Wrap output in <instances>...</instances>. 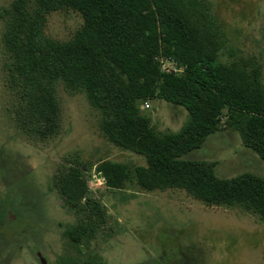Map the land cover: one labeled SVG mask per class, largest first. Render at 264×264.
Listing matches in <instances>:
<instances>
[{"label":"trees","instance_id":"trees-1","mask_svg":"<svg viewBox=\"0 0 264 264\" xmlns=\"http://www.w3.org/2000/svg\"><path fill=\"white\" fill-rule=\"evenodd\" d=\"M13 0L4 9V45L10 54L9 85L17 93L13 112L25 131L40 139L60 131L56 82L83 90L102 113L108 139L146 159V165L100 161L106 185L143 190L184 189L208 205L241 207L264 222V177L243 172L219 177L213 162L185 159L226 125L264 160V82L257 66L224 61L221 25L205 0ZM73 9L84 26L67 41L45 35L46 14ZM175 60L181 70L166 71L158 57ZM148 99L185 107L189 119L178 131H159L140 108ZM52 178L76 224L62 237L78 245L108 223V210L88 195L87 165L67 158ZM62 255L55 264H80ZM92 264L91 259H86ZM101 264V263H100Z\"/></svg>","mask_w":264,"mask_h":264},{"label":"rangeland","instance_id":"rangeland-1","mask_svg":"<svg viewBox=\"0 0 264 264\" xmlns=\"http://www.w3.org/2000/svg\"><path fill=\"white\" fill-rule=\"evenodd\" d=\"M0 0V264H55L62 255L80 264H264V222L241 207L208 205L184 189L143 190L137 185L112 189L97 170L108 159L146 165V159L112 143L101 126L102 113L83 90L56 82L60 131L47 139L29 135L13 112L17 93L9 85L11 57L4 41V9ZM36 0H28L32 9ZM224 33L220 59L244 60L257 66L264 82V0H205ZM84 26L73 9L46 14L45 35L67 41ZM163 70H181L166 56ZM140 108L159 131H178L189 119L187 109L164 99H148ZM211 134L185 159L214 163L219 177L249 171L264 177V160L247 147L238 131L226 125ZM67 158L87 165L88 195L108 210V223L78 245L62 237L78 216L64 206L52 178Z\"/></svg>","mask_w":264,"mask_h":264}]
</instances>
